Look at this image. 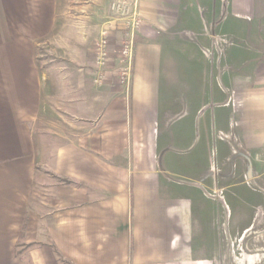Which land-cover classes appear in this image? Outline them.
<instances>
[{"label": "crops", "instance_id": "obj_1", "mask_svg": "<svg viewBox=\"0 0 264 264\" xmlns=\"http://www.w3.org/2000/svg\"><path fill=\"white\" fill-rule=\"evenodd\" d=\"M113 1L0 0V264H217L264 196V0H139L128 92Z\"/></svg>", "mask_w": 264, "mask_h": 264}, {"label": "rangeland", "instance_id": "obj_2", "mask_svg": "<svg viewBox=\"0 0 264 264\" xmlns=\"http://www.w3.org/2000/svg\"><path fill=\"white\" fill-rule=\"evenodd\" d=\"M122 40L123 38H121L120 48ZM253 154L254 159L257 156L264 157L261 152ZM234 193L249 199L240 201L232 199L234 196L231 197L228 194L226 197L229 198L227 203L230 211L225 208L223 203L218 205L217 227L224 233V236L222 238L223 247L219 249L217 264H264V232L261 233L259 227L261 224L260 209L264 207V196H260L263 195V191L258 187V184L252 183L248 187L235 188ZM249 226L251 227L248 232L231 235L227 242L228 229L230 232L236 228L243 230Z\"/></svg>", "mask_w": 264, "mask_h": 264}, {"label": "built area", "instance_id": "obj_3", "mask_svg": "<svg viewBox=\"0 0 264 264\" xmlns=\"http://www.w3.org/2000/svg\"><path fill=\"white\" fill-rule=\"evenodd\" d=\"M113 18L107 21L101 29L100 39L94 48V58L98 74L95 83L103 82V71L109 65L110 60V37L112 33L120 31L122 45L118 53L121 65L118 79L121 85L129 91L133 77V63L137 34L140 31L143 20L139 11V0H114L111 4Z\"/></svg>", "mask_w": 264, "mask_h": 264}]
</instances>
